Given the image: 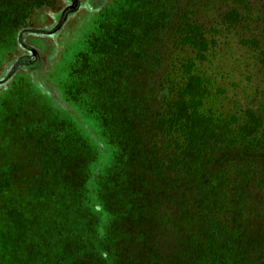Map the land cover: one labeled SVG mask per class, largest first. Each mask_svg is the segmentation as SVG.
<instances>
[{
  "label": "trees",
  "instance_id": "obj_1",
  "mask_svg": "<svg viewBox=\"0 0 264 264\" xmlns=\"http://www.w3.org/2000/svg\"><path fill=\"white\" fill-rule=\"evenodd\" d=\"M119 1L107 8L112 13L116 8L114 21L103 35L93 39L96 44L92 49L76 54L67 75L66 95L74 102L80 98L101 118L104 138L113 153L110 172L114 176L110 178L116 177L112 180L115 183H108L109 176L95 180L98 207L108 208L107 202H113L107 201L109 195H115L122 183L131 195L116 198V202L121 200V207L132 208L130 201L138 200L145 191L163 194L144 221L176 236L180 252L176 250L175 257L150 252L142 261L131 264H251L247 245L264 249V109L258 106L245 111L234 101L236 113L224 111L221 88H214L209 69L203 64L209 57V42H217V28H235L262 19L264 0H221L231 9L221 26L211 25L214 35L193 20L192 10L204 2L201 9L211 8L216 0H150L157 15L146 22L142 19V25L131 24L132 16L139 11L133 9L137 3ZM125 11L129 12L125 15ZM178 49L191 51V57L181 59L176 54ZM257 61L255 67L264 76V51ZM75 78L78 89L73 93L71 83ZM258 94L264 97V91ZM220 99L222 104L215 110ZM209 103L212 107L207 108ZM65 127L63 123H51L47 130L36 128L42 132L39 137L36 131L29 135L36 144L49 137L55 141ZM59 136L64 137L61 133ZM73 151L67 154V160L73 159ZM228 153L255 160L218 162ZM84 159L81 165H85ZM81 167L80 177L85 178L88 166ZM17 188L1 198L5 220L0 222V231L9 249L6 256L11 257L37 252L41 248L38 240H30L31 247L28 240L35 234L37 239L46 237L41 224H28L29 220L42 223L43 217L42 213H29L24 206L30 191L23 193V188L18 194ZM171 191L175 196L167 198ZM84 198L82 201L90 205L91 199ZM8 199L19 205L10 216L6 212ZM158 209L161 215H157ZM79 213L85 216L84 211ZM58 220L55 217L49 221L51 235L56 233Z\"/></svg>",
  "mask_w": 264,
  "mask_h": 264
},
{
  "label": "rangeland",
  "instance_id": "obj_2",
  "mask_svg": "<svg viewBox=\"0 0 264 264\" xmlns=\"http://www.w3.org/2000/svg\"><path fill=\"white\" fill-rule=\"evenodd\" d=\"M134 1L137 4L133 9L139 11L132 16L131 24L142 25V19L146 22L155 18L156 10L150 0ZM216 1L211 8L201 9L206 5L204 2L192 10L195 11L193 20L205 25L211 35L215 34L211 25H220L231 9L221 0ZM119 2L0 0V222L5 220L1 198L11 189L18 187L19 194L24 188L23 193L30 191L24 203L26 209L29 213L37 212V216L43 215L42 223L29 220L28 224H41L42 233H46V237L37 239L35 234L28 240L30 247V240L33 243L38 240L41 248L37 252L11 257V254L6 256L9 249L3 239L4 232L0 231V252L5 250L0 264H131L142 261L150 252L167 257H175L174 254L180 252L176 249V236L144 221L163 194L145 191L138 200L130 201L132 208L121 207V200L116 202V198L131 195L122 183L115 195H109L107 201L113 202H107L108 208H112L98 207L96 178L109 176V184H114L112 180L116 179L110 178L114 176L110 172L112 149L104 138L101 118L90 112L80 98L74 102L66 95L67 75L74 67V57L94 47L93 39L103 35L117 16L116 8L112 13L108 6ZM128 12L125 11V15ZM261 16L260 20L250 24L243 22L235 28L218 27L216 44L212 39L209 42L212 46L203 65L209 69L214 88H221L224 111L230 109L235 114L234 101L245 111L246 108L256 110L258 106L264 109V97L258 94L264 91V76L259 75V67H255L260 51H264V13ZM176 54L181 59L191 57V51L187 50L178 49ZM71 84L76 93L77 78ZM221 99L216 101L215 110L220 108L217 105L222 104ZM210 107L211 103L207 104V108ZM51 123L67 125L65 130L59 131L65 139L58 133L55 141L49 137L39 144L34 143L29 133H35L37 127L47 130ZM35 125L37 127L33 128ZM36 132V138L42 135ZM70 151H73V159L67 160ZM82 157L85 165H81ZM243 159L251 162L255 157L228 153L218 162ZM15 163L17 166H13ZM81 166H88L85 178L80 177ZM173 193L168 192L167 198L175 196ZM30 197L34 199L29 200ZM84 197L91 199L90 205L82 201ZM10 201H6L7 209L5 207L9 216L19 207ZM113 207L120 214H115ZM80 211H84L85 216H80ZM156 213L161 215V209ZM55 217H59V225L51 235L49 221ZM79 236L82 238L78 239ZM247 246L251 264H264V258L259 260L264 257V249L258 250L255 244ZM117 250L122 254L114 255Z\"/></svg>",
  "mask_w": 264,
  "mask_h": 264
},
{
  "label": "crops",
  "instance_id": "obj_3",
  "mask_svg": "<svg viewBox=\"0 0 264 264\" xmlns=\"http://www.w3.org/2000/svg\"><path fill=\"white\" fill-rule=\"evenodd\" d=\"M66 5H68V4H66ZM66 7V6H65ZM59 15V14H58ZM58 15H56V16H58Z\"/></svg>",
  "mask_w": 264,
  "mask_h": 264
}]
</instances>
